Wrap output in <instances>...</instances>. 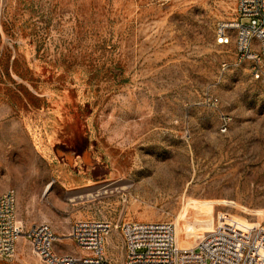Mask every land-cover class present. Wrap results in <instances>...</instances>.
<instances>
[{
	"label": "rangeland",
	"instance_id": "1",
	"mask_svg": "<svg viewBox=\"0 0 264 264\" xmlns=\"http://www.w3.org/2000/svg\"><path fill=\"white\" fill-rule=\"evenodd\" d=\"M236 17V0H0V195L24 232L81 253L80 220L170 223L184 248L264 228V83L216 44ZM14 264L46 263L22 236Z\"/></svg>",
	"mask_w": 264,
	"mask_h": 264
},
{
	"label": "built area",
	"instance_id": "2",
	"mask_svg": "<svg viewBox=\"0 0 264 264\" xmlns=\"http://www.w3.org/2000/svg\"><path fill=\"white\" fill-rule=\"evenodd\" d=\"M237 17L219 26L216 44H235L240 61L249 60L257 80L264 83V0H236ZM249 23L244 25L243 22ZM226 132V129L223 130ZM219 226L195 243L180 247L175 227L161 222H118L102 220L75 222L68 238L81 253L56 250L61 241L48 224L33 225L24 232L17 218V195H0V264H14L18 240L24 236L32 253L46 264H114L106 246L115 234L121 238L122 264H264V228L243 230L238 223Z\"/></svg>",
	"mask_w": 264,
	"mask_h": 264
},
{
	"label": "bare ground",
	"instance_id": "3",
	"mask_svg": "<svg viewBox=\"0 0 264 264\" xmlns=\"http://www.w3.org/2000/svg\"><path fill=\"white\" fill-rule=\"evenodd\" d=\"M127 187H125V185L123 184H117V185H115V184H110V185H106V186H104V187H102V188H100L98 191H97V194L98 195H104V194H106V193H108L109 191L111 192L112 190L114 191V190H117V191H119L120 189H126ZM50 189H51V185H49L47 188H46V191H45V195H47L48 193H49V191H50ZM92 190H90V191H87V192H83V193H81V196H84L85 198H91V197H94V195H92ZM178 243H179V246L180 247H186V246H188V244H187V242L185 241V242H182V241H178Z\"/></svg>",
	"mask_w": 264,
	"mask_h": 264
}]
</instances>
